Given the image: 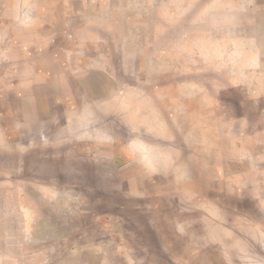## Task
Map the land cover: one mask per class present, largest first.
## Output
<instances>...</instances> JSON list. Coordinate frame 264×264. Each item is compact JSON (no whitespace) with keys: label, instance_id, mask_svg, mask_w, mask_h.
I'll use <instances>...</instances> for the list:
<instances>
[{"label":"rangeland","instance_id":"obj_1","mask_svg":"<svg viewBox=\"0 0 264 264\" xmlns=\"http://www.w3.org/2000/svg\"><path fill=\"white\" fill-rule=\"evenodd\" d=\"M0 264H264V0H0Z\"/></svg>","mask_w":264,"mask_h":264}]
</instances>
